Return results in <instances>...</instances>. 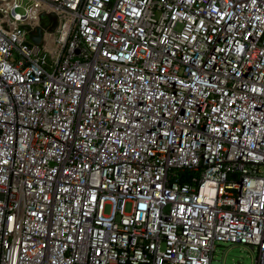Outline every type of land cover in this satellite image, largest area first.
Wrapping results in <instances>:
<instances>
[{
  "label": "built area",
  "instance_id": "2783aa9c",
  "mask_svg": "<svg viewBox=\"0 0 264 264\" xmlns=\"http://www.w3.org/2000/svg\"><path fill=\"white\" fill-rule=\"evenodd\" d=\"M219 243L264 264V0H0V264Z\"/></svg>",
  "mask_w": 264,
  "mask_h": 264
},
{
  "label": "rangeland",
  "instance_id": "374dc122",
  "mask_svg": "<svg viewBox=\"0 0 264 264\" xmlns=\"http://www.w3.org/2000/svg\"><path fill=\"white\" fill-rule=\"evenodd\" d=\"M47 19L43 17L40 20L41 26H46ZM128 209V205L125 207ZM104 212H107V207ZM220 246L215 247L214 255L215 259L221 264H252V260L255 256L254 252L248 251L243 244H232V243H219Z\"/></svg>",
  "mask_w": 264,
  "mask_h": 264
},
{
  "label": "water",
  "instance_id": "95a60500",
  "mask_svg": "<svg viewBox=\"0 0 264 264\" xmlns=\"http://www.w3.org/2000/svg\"><path fill=\"white\" fill-rule=\"evenodd\" d=\"M54 27V21L52 23V25L49 27V29L51 30L52 28ZM32 39L35 43H38L39 42V32H38V29L36 30V35L35 36H32ZM235 264H238V262H236Z\"/></svg>",
  "mask_w": 264,
  "mask_h": 264
}]
</instances>
